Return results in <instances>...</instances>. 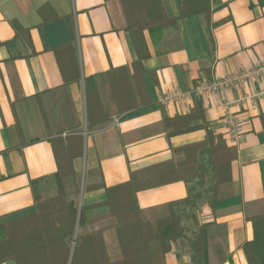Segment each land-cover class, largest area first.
Segmentation results:
<instances>
[{"label":"crops","instance_id":"0c3cea01","mask_svg":"<svg viewBox=\"0 0 264 264\" xmlns=\"http://www.w3.org/2000/svg\"><path fill=\"white\" fill-rule=\"evenodd\" d=\"M162 2L177 24L157 41L145 30L148 55L141 57L118 0H0V222L35 210L33 180L44 196L55 194L56 137H83L80 189L68 197L80 210L88 206L96 231L117 220L108 216L105 187L86 190L88 178L102 174L105 186H114L137 172L149 177L193 152L197 146L188 147L211 129L237 148L231 193L211 204L198 185L203 195L185 219L187 234L199 224L224 223L233 264H248L241 246L254 231L243 204L264 198V95L253 96L264 78L229 86L220 99L197 87L264 61V0H205L204 10L185 17L184 0ZM175 92L182 95L161 101ZM188 114L207 127L169 136L165 120ZM228 114L245 130L239 144L221 122ZM188 193V183L176 178L139 189L136 198L146 209ZM191 251L178 239L167 263L190 264Z\"/></svg>","mask_w":264,"mask_h":264},{"label":"trees","instance_id":"16d2710c","mask_svg":"<svg viewBox=\"0 0 264 264\" xmlns=\"http://www.w3.org/2000/svg\"><path fill=\"white\" fill-rule=\"evenodd\" d=\"M118 1L125 28L141 57L148 55L145 30L157 41L165 29L177 24V18L166 14L162 0ZM204 1L200 0L196 6L199 0H184L181 17L204 10ZM194 115L166 119L168 135L207 127V123L192 124ZM53 144L58 161L56 193L44 197L33 180L35 210L0 222V263L13 259L18 264H168L166 258L172 244L187 239L192 250L190 264L226 261L233 264L232 254L226 249V224L216 221L199 224L189 237L185 223L186 218L194 216V208L203 195L198 185L210 192L211 204L231 193V165L237 157V148L221 134L207 129L204 141L188 147L197 146L193 152L188 150L177 163H166L165 170H157L149 177L146 171L137 172L130 180L114 186H105L102 174L88 178L86 190L105 187L108 216L117 220L96 231L89 229L93 220L86 215L88 206L80 210L68 197L69 190L80 189L83 137H56ZM176 178L188 183L189 193L184 199L146 209L139 206L136 198L139 189ZM208 180L213 182L206 187ZM243 213L252 222L254 231L253 238L241 246L248 264H264V198L245 202Z\"/></svg>","mask_w":264,"mask_h":264},{"label":"built area","instance_id":"2783aa9c","mask_svg":"<svg viewBox=\"0 0 264 264\" xmlns=\"http://www.w3.org/2000/svg\"><path fill=\"white\" fill-rule=\"evenodd\" d=\"M260 77L264 78V61L260 63V65L246 69L241 70L237 73L231 74L230 76L221 79L216 80L211 83L203 82L197 87V92L199 94H208L211 93L214 95L216 99H220L221 92L232 85H235L238 82L245 81V80H251V81H257ZM182 94L179 92H175L174 94H166L161 98V101H167L169 99H174L176 97L181 96ZM264 95V89L255 92L253 96L260 97ZM226 104H230V102H226ZM222 124L227 128L226 134L229 139V141L233 144H239L241 143L245 137L246 133L243 128V125L238 122L234 115L228 114L226 115L222 120Z\"/></svg>","mask_w":264,"mask_h":264},{"label":"rangeland","instance_id":"374dc122","mask_svg":"<svg viewBox=\"0 0 264 264\" xmlns=\"http://www.w3.org/2000/svg\"><path fill=\"white\" fill-rule=\"evenodd\" d=\"M79 191V190H78ZM56 193V192H55ZM43 195V194H42ZM54 195V194H53ZM44 196V195H43ZM50 196H52V195H50ZM44 197H49V196H44Z\"/></svg>","mask_w":264,"mask_h":264}]
</instances>
